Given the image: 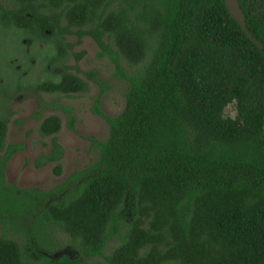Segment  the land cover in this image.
Here are the masks:
<instances>
[{
  "label": "trees",
  "instance_id": "trees-1",
  "mask_svg": "<svg viewBox=\"0 0 264 264\" xmlns=\"http://www.w3.org/2000/svg\"><path fill=\"white\" fill-rule=\"evenodd\" d=\"M237 1L263 49L225 0L0 4V36L13 32L17 58L27 59L16 72L6 54L0 58L19 78L0 76L7 107L0 113V264H264V0ZM84 38L127 83L122 113L101 112L108 85L91 78L100 88L92 111L109 130L105 141L90 140L95 163L47 191L8 185L7 164L23 148L5 142L8 101L33 90L56 98L51 106L41 99V110L59 109L61 99L86 94V82L67 66L69 54L76 62L83 55L73 49ZM37 60L46 78L26 86L31 78L22 72ZM230 105L234 117L226 115ZM60 129L51 116L38 133ZM51 146L35 168L53 164L60 176L62 149L55 138ZM56 229L77 255L61 251Z\"/></svg>",
  "mask_w": 264,
  "mask_h": 264
},
{
  "label": "rangeland",
  "instance_id": "rangeland-1",
  "mask_svg": "<svg viewBox=\"0 0 264 264\" xmlns=\"http://www.w3.org/2000/svg\"><path fill=\"white\" fill-rule=\"evenodd\" d=\"M2 2L4 0H0V3ZM18 41L19 38L13 36V32L0 36V58L3 54H6L9 59L14 60V71L16 72L23 68L21 66L24 63L20 59L22 56L18 58L16 56L23 54L19 51ZM75 41L76 39L73 37L70 39L71 43H75ZM40 49H45V46H40ZM73 52L77 55H83L76 62V58L69 54L67 66L71 68L72 73L77 74L86 82L88 85L86 94L82 96L75 95L73 99H61L59 109L45 108L41 110V99L48 106H51V104H56V98L37 94L33 90H27L23 94H16L8 101L12 115L9 119L5 142L6 144H21L23 146L21 151L12 156L5 169V182L8 185L21 189L47 191L63 183L75 171L84 170L95 163L98 153L97 149L91 146L90 140L105 141L109 130L106 122L92 111L94 102L100 92L99 86L92 79L95 78L97 82L108 85V90L102 96L99 105V109L105 116L115 118L122 113L125 107L124 94L127 89V83L115 75L113 64L108 59L98 58L99 49L95 43L89 38H84L81 44L73 49ZM30 53L35 55L34 50H30ZM8 60L0 64V76L4 79H10L11 77V81L14 76L9 65H6ZM125 68L128 72H136L140 67L137 66L131 70L126 66ZM26 76L31 78L30 81L24 83L26 86L31 85L34 81L38 82L46 78L41 74V65L38 60L30 63V69ZM4 91L7 92L6 87ZM1 100L3 99L0 94V104H5ZM63 108L69 109L71 115L69 116ZM6 109V106H0V113H3ZM38 114L39 118L37 119L36 116ZM226 115L234 117L235 111L232 105L226 109ZM51 116L60 118L61 129L52 137L42 138L38 133L39 126L46 118ZM18 121L20 124H16ZM53 138L56 139L62 149V160L60 163L62 172L60 176L54 174L53 164L40 169L35 168L36 160L42 155H48L52 150L51 141ZM56 230L53 239L60 245L61 251L68 254L72 244L71 241L58 229ZM24 239L23 236H20L16 241L18 244L23 245ZM111 245L113 244H110L109 250ZM75 249V247H72L70 252L73 256L78 254Z\"/></svg>",
  "mask_w": 264,
  "mask_h": 264
},
{
  "label": "water",
  "instance_id": "water-1",
  "mask_svg": "<svg viewBox=\"0 0 264 264\" xmlns=\"http://www.w3.org/2000/svg\"><path fill=\"white\" fill-rule=\"evenodd\" d=\"M226 8L230 16L239 24L242 30L247 34L251 41L256 44L260 49H263V45L258 42L247 30L245 24V16L240 9L239 3L237 0H225Z\"/></svg>",
  "mask_w": 264,
  "mask_h": 264
},
{
  "label": "flooded vegetation",
  "instance_id": "flooded-vegetation-1",
  "mask_svg": "<svg viewBox=\"0 0 264 264\" xmlns=\"http://www.w3.org/2000/svg\"><path fill=\"white\" fill-rule=\"evenodd\" d=\"M0 4H3V2L0 3ZM28 47H29V46H28ZM29 51H30V50L28 49V50H27V53H28V54L30 53ZM23 61H24L25 64L23 63V65H22L21 67L24 68V66L27 64V59L24 58ZM32 62H33V61H31L30 63H32ZM11 63L14 64V60H11ZM30 63H29V64H30ZM17 66H19V65H17ZM17 66H16V67H17ZM23 68H20L18 71H21V69H23ZM22 74H23V76L25 77L26 74H27V72H26V71H25V72L23 71ZM18 79H19L18 77L16 78V76H14L13 84H15V83L18 81Z\"/></svg>",
  "mask_w": 264,
  "mask_h": 264
}]
</instances>
